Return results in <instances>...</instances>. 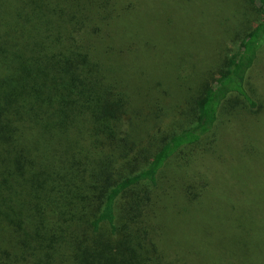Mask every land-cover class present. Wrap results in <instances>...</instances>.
<instances>
[{"label":"trees","instance_id":"1","mask_svg":"<svg viewBox=\"0 0 264 264\" xmlns=\"http://www.w3.org/2000/svg\"><path fill=\"white\" fill-rule=\"evenodd\" d=\"M247 1L236 50L180 110V127L159 116L135 133L122 81L99 76L84 55L127 3L99 0L80 13L81 2L0 0V264H166L153 200L161 172L224 114L263 110L249 86L264 0ZM244 159L261 178V157ZM241 203L252 215L246 234L261 232L264 199Z\"/></svg>","mask_w":264,"mask_h":264},{"label":"rangeland","instance_id":"2","mask_svg":"<svg viewBox=\"0 0 264 264\" xmlns=\"http://www.w3.org/2000/svg\"><path fill=\"white\" fill-rule=\"evenodd\" d=\"M121 1L128 5L117 26L105 28L84 55L93 58L99 76L122 81L134 103L135 133L151 129L159 116L180 127V110L188 109L191 96L236 50L248 1ZM46 2L75 9L81 2L86 4L81 13L99 0ZM249 89L263 107L259 114L240 108L224 114L215 131L173 157L160 174L153 200L160 202L157 244L166 264H250L264 257V216L256 224L261 232L248 236L242 219L252 215L241 208L246 199H264V172L254 180L250 164L244 167L250 154L261 157L255 160L264 171V50Z\"/></svg>","mask_w":264,"mask_h":264}]
</instances>
